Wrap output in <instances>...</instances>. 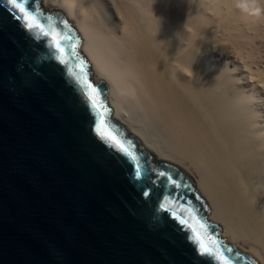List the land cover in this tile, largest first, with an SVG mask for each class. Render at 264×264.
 I'll list each match as a JSON object with an SVG mask.
<instances>
[{
    "label": "water",
    "instance_id": "95a60500",
    "mask_svg": "<svg viewBox=\"0 0 264 264\" xmlns=\"http://www.w3.org/2000/svg\"><path fill=\"white\" fill-rule=\"evenodd\" d=\"M38 1L26 7L45 25L52 17L58 31L79 43L65 18L41 10ZM48 44L0 0V264H217L199 254L174 217L200 231L229 264H257L205 221V204L189 178L153 161L109 113V130L143 166L142 179L134 178L129 158L95 131L98 114L79 61L64 44L69 63H59ZM85 71L89 81L87 62ZM91 84L106 105L103 80Z\"/></svg>",
    "mask_w": 264,
    "mask_h": 264
},
{
    "label": "bare ground",
    "instance_id": "6f19581e",
    "mask_svg": "<svg viewBox=\"0 0 264 264\" xmlns=\"http://www.w3.org/2000/svg\"><path fill=\"white\" fill-rule=\"evenodd\" d=\"M39 1L81 36L78 51L90 63L89 82L103 80L111 117L153 161L175 165L189 178L217 235L223 231L220 239L264 264V121L246 108L250 98L234 92L236 65L219 69L218 79L214 67L199 62L209 45L202 46L203 38L243 41L253 20L228 0H206L213 16L206 20L199 16L201 0L192 6L186 0ZM249 65L236 72L264 89V69Z\"/></svg>",
    "mask_w": 264,
    "mask_h": 264
},
{
    "label": "snow or ice",
    "instance_id": "6c2138e0",
    "mask_svg": "<svg viewBox=\"0 0 264 264\" xmlns=\"http://www.w3.org/2000/svg\"><path fill=\"white\" fill-rule=\"evenodd\" d=\"M14 10H16V19L21 22V26L28 31L29 33L35 32L39 37L46 39L50 48H53L59 55L56 59L59 63L67 66L69 61L65 58L66 49L63 46L68 44L71 49L72 56L75 57L79 63L77 67L81 73V83L85 88H87V97L90 102V106L96 110L98 114V122L95 128V131L100 136V138L106 141L110 147L114 148L116 151L122 153L133 163V172L134 178L136 180H141L143 176V166L140 163L138 156L131 149L130 144H126L121 139L114 135L111 130H109V124L106 120V116L109 114V110L106 105L100 100L99 91L87 80L85 63L82 58L79 57L78 48L80 44L73 41L72 37L68 34H65L57 30L56 25L52 22V17H48L49 23L45 25L42 23L37 14L34 11L29 10L26 5L29 3V0H8ZM67 27V25H65ZM160 176H164L165 173H158ZM171 180V177H169ZM175 183V181H172ZM147 195V192H145ZM165 211H168V208L163 204L161 205ZM180 220V223L185 226L186 230L189 232V239L197 246V250L200 255L208 256L217 261V264H229V260L225 257L222 252L216 251L213 247L205 244L204 237L201 232L196 228L192 227L188 222L180 219L179 217H174ZM200 228H204V225L201 223ZM231 252V249H228Z\"/></svg>",
    "mask_w": 264,
    "mask_h": 264
},
{
    "label": "rangeland",
    "instance_id": "374dc122",
    "mask_svg": "<svg viewBox=\"0 0 264 264\" xmlns=\"http://www.w3.org/2000/svg\"><path fill=\"white\" fill-rule=\"evenodd\" d=\"M155 1L156 2H159L160 1L159 2L160 4L164 2V0H155ZM228 1H234V0H228ZM201 2H202V4H201L202 7H204V8H201V12H199V16H201L204 20H206V18H209V17L212 18L213 17L212 16V13L210 11H208L206 9L207 6H205V3L208 2V1L201 0ZM259 2H260L259 5L261 7H264V4H263L264 2L261 3L260 0H259ZM186 3H187V6H192V0H186ZM38 5H39L40 9L45 10L44 7H43V5H42V2L41 1H39ZM206 5H207V3H206ZM170 10L173 11L174 8H170ZM253 22L254 23H252L251 27H249L248 29H246V30H248V32L245 30L247 32V34H245V36L243 37V39L245 38L243 41H236L235 42L233 40H229L228 37L227 38L225 37L224 39L219 38L220 40L218 39V37H215L213 39H208V40H206V38L205 39L203 38L204 40L202 39V42L204 41V44L202 46H205L208 43H209V45H206L205 48L203 47L202 52L199 55V58H200L199 59V62L201 61L200 62L201 63L200 64L201 66H203V64H204V66H206V67H204L205 69H207V68L209 69L210 66H211L210 68L214 67L212 69L215 70V74H218V79L220 77L219 76L220 75V72H218L219 69L223 68V66H225V65L227 67H229V69H232L236 65V68H235V71H234V76L237 75V77H233L235 79V81L234 80L231 81V82H234V83H231L233 85V87H234V92L235 93L237 92L236 93L237 95H239V94L242 93V95H239V96L246 95V96H244L245 98H247V97L250 98L247 101L248 103L246 102V105H247L246 108L248 109V111H252V110L255 111V112L257 111L256 112L257 114L259 113L261 116L263 115L262 116L263 118L259 115L260 116L259 117L260 122H261V120L263 122L264 121V89L262 87L258 86V85H256L257 87L256 86H252V85H255V84L252 82V80H251V82L248 80L249 77H247V78L245 77L247 79L246 80L244 78H241L242 75H243L242 77L245 76L243 73H240V72L237 73L236 72V71H239V69L243 67V64L249 65L252 62H253L252 65H249L252 70L253 69H255V70L256 69H258V70L259 69L260 70L262 69L263 70L264 69V17H261L258 20H255ZM253 25H255L254 27H256L255 30H252L253 29L252 28ZM73 29L75 30V28H73ZM246 32H244V33H246ZM78 36L80 38L79 44H80V47H81V45H82V38H81L80 35H78ZM214 39H215V41H216V39L219 40V41L217 40L218 41V44H217V41L216 42L214 41L213 43H211ZM205 40H206V43H205ZM222 40L225 41V43L223 42L222 44H220ZM231 42H232V44H231ZM239 42L241 44H238ZM210 43H211V45H210ZM214 44H217V45H214ZM80 47H79V51H80ZM203 51H204V53H203ZM80 53H81V51H80ZM239 54H241V55H239ZM241 56L242 57L244 56V57L242 58ZM83 57L86 59V57L84 55H83ZM249 59H251L250 62H249ZM239 60H240V62H239ZM245 60H246V62H243ZM226 61H229V64H227ZM87 62H88V60H87ZM211 63L213 65H211ZM237 63H239V64H237ZM90 67H91L90 66V63L88 62L89 79H91V77H92V73L90 72ZM238 75L240 76V78H238L239 77ZM215 81H218V80H215ZM244 81H245V83H244ZM235 82H239V84H242V83L243 84H242V86H240V85H238ZM247 82H250L252 84L250 85V83H247ZM251 86L252 87H256V88L255 89L254 88L252 89ZM235 87H237V88L235 89ZM237 90H239V93H238ZM247 93H248V95H247ZM106 94H107V89L105 88L103 95H104V98H105L106 103H107L108 100L106 98ZM252 101H253V103H250ZM216 104L217 103H214V105H216ZM236 108H237L236 111H238L239 110V106L236 105ZM108 109L110 111V114L113 116V110L110 109V108H108ZM139 120H141V123L139 121L138 124H141L142 125L143 123H145V125H146V121L144 119L143 120L142 119H139ZM260 124L264 126V122H263V124L262 123H260ZM156 149L159 150L160 148L157 146ZM208 217H209V215L206 214L205 215V220L209 224L216 226L212 221H210L208 219ZM222 234H223V231L220 230L219 233H218V235L221 237ZM223 240L228 245H230L231 247H233L229 243L228 239H223Z\"/></svg>",
    "mask_w": 264,
    "mask_h": 264
},
{
    "label": "clouds",
    "instance_id": "9594fccd",
    "mask_svg": "<svg viewBox=\"0 0 264 264\" xmlns=\"http://www.w3.org/2000/svg\"><path fill=\"white\" fill-rule=\"evenodd\" d=\"M234 6L246 20L251 18L255 21L264 17V7L259 5L258 0H234Z\"/></svg>",
    "mask_w": 264,
    "mask_h": 264
}]
</instances>
